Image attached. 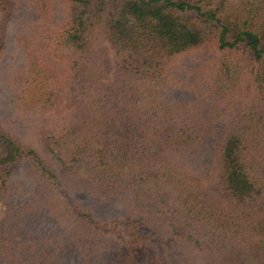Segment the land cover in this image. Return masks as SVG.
<instances>
[{"label": "trees", "instance_id": "obj_1", "mask_svg": "<svg viewBox=\"0 0 264 264\" xmlns=\"http://www.w3.org/2000/svg\"><path fill=\"white\" fill-rule=\"evenodd\" d=\"M0 264H264V0H0Z\"/></svg>", "mask_w": 264, "mask_h": 264}, {"label": "rangeland", "instance_id": "obj_2", "mask_svg": "<svg viewBox=\"0 0 264 264\" xmlns=\"http://www.w3.org/2000/svg\"><path fill=\"white\" fill-rule=\"evenodd\" d=\"M10 32H11V26L9 25V26L7 27V34L10 33ZM166 210H167L168 212H171L172 207L167 208Z\"/></svg>", "mask_w": 264, "mask_h": 264}]
</instances>
